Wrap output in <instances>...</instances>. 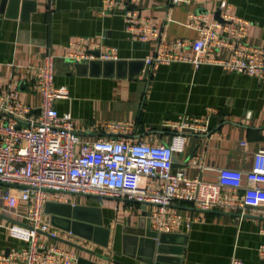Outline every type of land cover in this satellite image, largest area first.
Segmentation results:
<instances>
[{
    "label": "crops",
    "instance_id": "0c3cea01",
    "mask_svg": "<svg viewBox=\"0 0 264 264\" xmlns=\"http://www.w3.org/2000/svg\"><path fill=\"white\" fill-rule=\"evenodd\" d=\"M131 8L140 17L134 32L127 28L123 11H103L104 0H0V96L16 87L18 99L38 117L42 94L34 75L49 51L54 55L55 86L69 91L56 107L61 115H72L83 143L115 137L170 144L175 131L168 125L188 118L207 129L188 132L175 171L216 182L222 168L251 170L256 153L264 149V80L214 64L196 68L178 61L149 67L145 60L177 41L200 38L195 15L246 21L244 42L264 49V0H193L175 6L170 0H140ZM149 28L158 29L160 37L143 42L140 35ZM108 51L120 64L107 66L99 58ZM87 54L96 58L76 59ZM183 54L194 56L191 48ZM212 55L230 59L233 53L222 48ZM111 124L125 125L126 130L114 133ZM140 183L151 181L140 178ZM4 189L0 183V255L7 256L26 247L8 228L25 224L31 205L20 202L14 212L5 213ZM66 199L47 203L88 208L77 216L83 221L101 218L102 228L90 233L84 226L80 235L54 226L46 203L44 219L59 237L41 233L40 239L74 253L82 264H232L235 259L264 264V205L246 207L241 214L176 203L170 210L193 221L191 227L159 232L152 216L156 206L97 195L70 194Z\"/></svg>",
    "mask_w": 264,
    "mask_h": 264
},
{
    "label": "built area",
    "instance_id": "2783aa9c",
    "mask_svg": "<svg viewBox=\"0 0 264 264\" xmlns=\"http://www.w3.org/2000/svg\"><path fill=\"white\" fill-rule=\"evenodd\" d=\"M139 1L104 0L103 11H123L127 28L134 32L140 17L131 5ZM191 1L170 0V3L175 6ZM193 19L200 23L196 26L200 38L193 42L177 41L170 49H161L146 58V65L155 67L180 61L199 68L214 64L228 72L264 80V49L244 42L248 22L234 16L222 22L207 15H195ZM159 37L156 28L145 29L140 35L143 42ZM187 48L193 50V57L183 54ZM222 48L231 50L230 59L213 57ZM95 58L87 54L76 59ZM99 58L118 60L111 51L101 53ZM34 80L42 94L36 118L34 109L18 99L16 87L0 96V183L24 186H5L1 201L7 214L14 212L20 202L31 205L23 220L27 226L13 224L8 228L11 237L26 247L14 249L7 256L0 255V264H76L74 253L49 246L40 239L41 233L59 237L58 231L44 219V205L49 200L66 201L70 194L126 198L156 206L152 216L159 232H170L181 225L191 227L193 221L170 210L176 203L201 210H239L241 214L246 207L264 205V149L256 153L251 170L222 168L216 182L191 179L184 170H174L175 158L185 151L188 132L203 131L207 126L188 118L172 122L168 126L175 134L170 144L115 137L83 143L74 129L72 115H61L56 107L58 100L69 97V91L55 86L54 55L49 51ZM110 129L122 133L126 126L111 124ZM140 178L151 183L141 185ZM260 254L264 257V246ZM232 264L243 262L235 259Z\"/></svg>",
    "mask_w": 264,
    "mask_h": 264
},
{
    "label": "water",
    "instance_id": "95a60500",
    "mask_svg": "<svg viewBox=\"0 0 264 264\" xmlns=\"http://www.w3.org/2000/svg\"><path fill=\"white\" fill-rule=\"evenodd\" d=\"M12 2L17 3L19 2V0H12ZM115 63L120 64V62H113V61H106L105 64L107 66H113ZM92 64H95L94 62H92ZM4 186L7 187H19V188H23L24 186H15L12 184H3ZM102 197V196H101ZM88 208L85 207H73L71 205H66V204H60V203H47L46 207H45V211L49 214L52 215V224L54 226L60 227L62 229H65L67 231H70L72 233L75 234H80V228L87 226L89 227V232H95V230H99L102 228L103 225V221L101 218L99 219H93L92 217H89V221L86 220H81V218L79 216H77V212L79 213L82 210H87ZM89 212L91 213H99L100 211L93 209V208H89ZM65 224V225H64ZM23 226H27L26 224H20ZM166 234H162L161 235V243H163L162 241V237H164ZM162 251L160 250L161 254ZM77 264H82L81 260H78Z\"/></svg>",
    "mask_w": 264,
    "mask_h": 264
}]
</instances>
